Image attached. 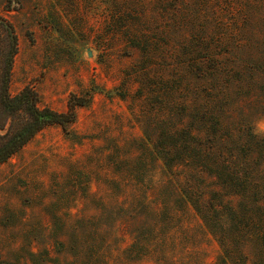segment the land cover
<instances>
[{
  "label": "rangeland",
  "instance_id": "1",
  "mask_svg": "<svg viewBox=\"0 0 264 264\" xmlns=\"http://www.w3.org/2000/svg\"><path fill=\"white\" fill-rule=\"evenodd\" d=\"M0 17L11 94L88 98L0 163V264H264V0H0ZM7 49L0 30V68ZM186 126L183 162L168 132Z\"/></svg>",
  "mask_w": 264,
  "mask_h": 264
},
{
  "label": "trees",
  "instance_id": "2",
  "mask_svg": "<svg viewBox=\"0 0 264 264\" xmlns=\"http://www.w3.org/2000/svg\"><path fill=\"white\" fill-rule=\"evenodd\" d=\"M0 30L4 32L5 43L8 47L3 56L0 68V163L4 162L8 157L19 150L33 135L39 130L49 125H59L62 130L68 131V126L76 119V107L84 106L88 98L83 95L71 94L66 103L65 110H55L47 106L38 105L37 93L28 86L23 87L15 94H11L8 90L10 68L13 55L16 53V36L13 26L4 18L0 17ZM193 128L186 126L169 133V145L180 151L183 148L182 154H177V158L183 162L192 161L200 154L198 153V138L192 133ZM176 135V136H175ZM175 138V139H174ZM187 153H191L190 155ZM200 167H208L209 164L201 160L198 164ZM225 175V176H224ZM229 174L218 172V177L224 180V177H229ZM225 181V180H224ZM223 181V182H224ZM228 181V180H227ZM189 184V182H188ZM126 195L125 188L117 182L112 195ZM200 190L193 189L188 185L187 189L183 190V195L179 196L185 203H190L197 213H200L204 223L209 221L207 215L201 214L199 210ZM146 198V195L143 194ZM117 202L115 198V203ZM107 204L102 202L103 209L107 211ZM111 204V203H109ZM116 206H119L116 203ZM120 207V206H119ZM122 208H119L121 210ZM216 211V210H213ZM220 218V217H219ZM30 263L33 264L36 255L29 253ZM50 261L46 256L41 263ZM26 264V262H24Z\"/></svg>",
  "mask_w": 264,
  "mask_h": 264
}]
</instances>
